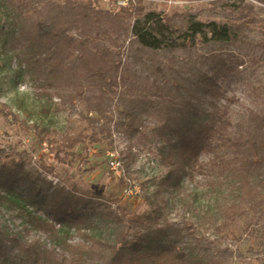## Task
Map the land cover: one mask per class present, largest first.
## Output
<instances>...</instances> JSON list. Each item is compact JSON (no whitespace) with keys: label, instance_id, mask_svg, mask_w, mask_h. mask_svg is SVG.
I'll return each mask as SVG.
<instances>
[{"label":"rangeland","instance_id":"1","mask_svg":"<svg viewBox=\"0 0 264 264\" xmlns=\"http://www.w3.org/2000/svg\"><path fill=\"white\" fill-rule=\"evenodd\" d=\"M132 1L141 2L144 15L170 19L174 29L190 20L227 26L230 40L152 51L133 36L139 16L129 2L0 0V165L8 168L5 180L14 178L12 196L0 187V264H27L4 236L57 243L23 226L35 207L52 220L59 190L80 201L78 217L66 226L71 235L60 240L70 255L79 245L89 249L79 230L111 241L126 233L113 231L118 219L126 226L134 214L160 208L155 228L179 234L196 260L264 264V206L228 213L234 203L243 206L241 169L264 181V0ZM40 20L57 36L34 39ZM92 73L103 80L93 81ZM197 116L221 136L219 177L206 167L177 186L162 184L179 153L178 123ZM39 129L56 143L84 136L67 157L72 165L55 157L56 143L39 141ZM113 158L120 173L111 170ZM209 160L202 156L205 166Z\"/></svg>","mask_w":264,"mask_h":264},{"label":"trees","instance_id":"2","mask_svg":"<svg viewBox=\"0 0 264 264\" xmlns=\"http://www.w3.org/2000/svg\"><path fill=\"white\" fill-rule=\"evenodd\" d=\"M69 1V0H67ZM131 9L139 16L133 25V36L143 48L152 51H175L185 49L187 47H195L199 41L205 42H228L230 40V31L227 26L218 27L216 23H203L200 21H189L184 30L174 29L170 19H161L154 14L144 15L145 8L139 1L129 2ZM32 36L34 39L41 40L46 37L53 38L57 36L52 26L46 21H35L32 28ZM93 81H102L103 77L99 74H89ZM197 120H190V123H178L180 128L177 130L176 147L179 149L174 155V161H171L172 167L168 174L162 179V184L168 182L179 185L185 174L191 176L199 169H213L211 178L219 177L214 171L219 165V137L220 134L215 128V124L206 123L199 116ZM94 119H91L93 122ZM39 141H45L51 144L56 143L53 140H48L43 135L42 130H38ZM92 143H98L99 139L96 134L89 137ZM84 142V136L78 134L75 136H65L60 143H56V158L61 162L72 165L73 160L68 161L67 157L72 156L73 151L79 144ZM236 142V141H235ZM239 143L238 141L235 143ZM255 142H251V147ZM248 151H252V148ZM253 148V149H254ZM61 154H65V158H60ZM208 155L211 157L209 164H202V156ZM170 159V157H168ZM225 159V157H223ZM259 165L260 162H257ZM8 168L5 165H0V187L5 195H13L14 178L5 180L4 172ZM219 169V168H218ZM239 173L240 181L238 195L242 199L243 206L234 203L228 209L230 217L239 215L246 208L250 210L264 206V181L262 183L255 182L253 179L252 168L243 170ZM208 178V176H207ZM56 201L51 212L54 213L52 220L38 213L39 207H35L32 211L27 212V218L24 231L37 230V233H46L50 236L58 237L57 243H52L50 247L42 245V237H36L29 241H24L19 234L4 236L2 239H9L19 248L20 254L26 258L27 264H196L201 263L202 259L197 258L187 253L185 242L180 239L177 234L173 238L168 237L166 228H155V224L161 216L160 208H156L154 212L145 211L141 214H134L128 220L126 226L123 221L118 219V224L111 228L117 231L118 228L125 227V232L116 236L114 240L104 241L97 235L87 234L83 230H79L81 235L89 244V249L85 250V246L77 247L76 253H68L62 247L60 240L67 239L71 235L68 222L72 221V217H78L77 205L80 201L75 200L74 196L64 190H59L53 195ZM62 199L61 203L58 201ZM17 203V202H16ZM71 203L73 205H71ZM80 204V203H79ZM25 205V204H22ZM38 211V212H37ZM66 227V228H65ZM131 235V237H129ZM104 241V242H103ZM109 241V242H108ZM184 244L185 248H183ZM102 245L103 249L96 257L93 252L97 246ZM70 255V256H69ZM195 260V261H194ZM194 261V262H193ZM193 262V263H192Z\"/></svg>","mask_w":264,"mask_h":264},{"label":"built area","instance_id":"3","mask_svg":"<svg viewBox=\"0 0 264 264\" xmlns=\"http://www.w3.org/2000/svg\"><path fill=\"white\" fill-rule=\"evenodd\" d=\"M131 0H122V3L124 4H126V3H128V2H130ZM110 166H111V170H115V171H117L118 173H120V162L117 160V159H114L113 158V160H111L110 161ZM116 172V173H117Z\"/></svg>","mask_w":264,"mask_h":264}]
</instances>
